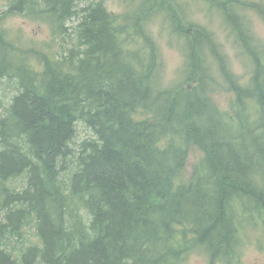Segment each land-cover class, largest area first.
Masks as SVG:
<instances>
[{
  "label": "trees",
  "instance_id": "1",
  "mask_svg": "<svg viewBox=\"0 0 264 264\" xmlns=\"http://www.w3.org/2000/svg\"><path fill=\"white\" fill-rule=\"evenodd\" d=\"M82 1L9 6L74 37L58 57L20 49L0 15V264H170L185 244L228 247L264 213V60L234 1L207 0L254 59L248 87L174 0H141L124 15L102 2L80 10ZM159 16L185 47L171 85L151 28ZM205 47L236 94L229 112L213 99ZM4 81L15 91L8 105ZM79 122L96 138L75 151ZM192 148L202 157L189 171Z\"/></svg>",
  "mask_w": 264,
  "mask_h": 264
},
{
  "label": "rangeland",
  "instance_id": "2",
  "mask_svg": "<svg viewBox=\"0 0 264 264\" xmlns=\"http://www.w3.org/2000/svg\"><path fill=\"white\" fill-rule=\"evenodd\" d=\"M180 4L187 13L188 21L202 26L210 32L214 39L218 51L225 58L230 73L242 86L248 87L255 70L254 59L239 44L238 36L233 31L232 26L224 18V14L218 7L210 6L207 0H174ZM234 1V16L241 20L242 27L245 28L247 35L252 38L251 49H254L260 58L264 60V0H232ZM13 0H0V15L4 16L3 29L8 33L10 40L14 41L22 50L38 51L58 57L64 55L70 47L73 46L74 37H62L54 35L53 28L46 23L34 20L24 14H8L10 4ZM102 2L105 8L114 14L124 15L133 12L141 0H83L79 3V9L82 10L91 6L93 3ZM8 11V12H7ZM7 12V15L5 14ZM78 18L72 20L69 27L77 25ZM153 34L156 37L157 44L161 50L163 58V80L166 85H171L181 78L185 65V47L183 41L174 37L162 17H157L151 22ZM208 56L212 74L219 82V91L213 99L222 111L231 110V105L235 101L236 94L227 90L223 74L220 71L218 56H212L207 47L204 48ZM37 54L36 52H32ZM35 62V58H32ZM3 101L8 105L14 95V87L7 81L1 85ZM1 114V111H0ZM94 133L83 123L77 125V137L72 147L75 151L81 149V145L95 139ZM202 157V152L197 148H192L190 153V162L188 170H192ZM75 165H71L69 172L63 176L67 178ZM27 178L26 176L15 180L12 184L22 187ZM262 216L257 215L251 221L248 220L244 228L259 227L257 221H261ZM250 224V225H249ZM247 232H245L246 234ZM35 232L32 230L28 238L37 242ZM248 237L244 236V243ZM177 252L175 259L170 264H199L202 256L205 255L207 247L192 246L185 244Z\"/></svg>",
  "mask_w": 264,
  "mask_h": 264
},
{
  "label": "flooded vegetation",
  "instance_id": "3",
  "mask_svg": "<svg viewBox=\"0 0 264 264\" xmlns=\"http://www.w3.org/2000/svg\"><path fill=\"white\" fill-rule=\"evenodd\" d=\"M254 218L261 215L257 221L259 227L237 228L231 238L232 244L216 246L214 250L207 247L206 253L201 257L199 264H264V213L252 214ZM245 232H247L245 234ZM244 236L247 242L244 243Z\"/></svg>",
  "mask_w": 264,
  "mask_h": 264
}]
</instances>
